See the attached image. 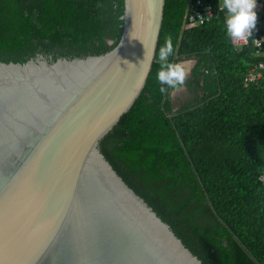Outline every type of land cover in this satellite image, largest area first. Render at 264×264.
I'll return each mask as SVG.
<instances>
[{"label": "trees", "instance_id": "obj_1", "mask_svg": "<svg viewBox=\"0 0 264 264\" xmlns=\"http://www.w3.org/2000/svg\"><path fill=\"white\" fill-rule=\"evenodd\" d=\"M216 7L217 0H211ZM190 0H165L158 45L145 87L100 141L102 154L134 192L203 264H264V57L236 48L224 11L188 25ZM123 0H0V62L99 55L122 32ZM264 32V16L257 22ZM194 63L184 83L191 97L175 109L160 93L158 50Z\"/></svg>", "mask_w": 264, "mask_h": 264}, {"label": "water", "instance_id": "obj_2", "mask_svg": "<svg viewBox=\"0 0 264 264\" xmlns=\"http://www.w3.org/2000/svg\"><path fill=\"white\" fill-rule=\"evenodd\" d=\"M109 51L0 62V264H203L129 187L100 141L145 87L165 0H123ZM30 175L47 219L21 200L6 226L3 198Z\"/></svg>", "mask_w": 264, "mask_h": 264}, {"label": "clouds", "instance_id": "obj_3", "mask_svg": "<svg viewBox=\"0 0 264 264\" xmlns=\"http://www.w3.org/2000/svg\"><path fill=\"white\" fill-rule=\"evenodd\" d=\"M257 0H219V7L224 11L223 24L225 33L234 43L248 40L257 19L255 11ZM173 45L166 39L158 50V64L156 79L160 83L159 91L178 90L183 85L186 75L191 69V59L170 61Z\"/></svg>", "mask_w": 264, "mask_h": 264}, {"label": "built area", "instance_id": "obj_4", "mask_svg": "<svg viewBox=\"0 0 264 264\" xmlns=\"http://www.w3.org/2000/svg\"><path fill=\"white\" fill-rule=\"evenodd\" d=\"M210 2L211 0H190L186 16L188 25H198L209 22L216 16L217 12L223 11L219 7V0H217L216 7ZM255 11L257 13L256 24L254 29L251 30L249 39L235 43L232 41V44L236 48L252 47L255 50V54L264 57V32H259L260 30L257 29V22L264 16V0H257ZM263 69V62L254 64L245 75L243 82L244 86L257 83L263 76ZM258 180L264 186V169L260 173Z\"/></svg>", "mask_w": 264, "mask_h": 264}, {"label": "snow or ice", "instance_id": "obj_5", "mask_svg": "<svg viewBox=\"0 0 264 264\" xmlns=\"http://www.w3.org/2000/svg\"><path fill=\"white\" fill-rule=\"evenodd\" d=\"M38 188L34 179L30 175H25L23 178L11 181L5 188L4 198H3V208H4V220L6 226L10 222V218L13 215L17 204L21 200H31L34 204V211L32 213V221L38 228H47V219L44 208L37 197Z\"/></svg>", "mask_w": 264, "mask_h": 264}, {"label": "crops", "instance_id": "obj_6", "mask_svg": "<svg viewBox=\"0 0 264 264\" xmlns=\"http://www.w3.org/2000/svg\"><path fill=\"white\" fill-rule=\"evenodd\" d=\"M193 63H194V62H193ZM193 63H192V65H191V67L193 66ZM189 72H190V71H189ZM189 72H188V74H189ZM178 92L184 94V95L188 98V100H189L190 97H191L189 91L187 90V88H186L185 86H180L178 90L173 91V92H172V98H173V101H174L175 109H177L175 96H176V94H177Z\"/></svg>", "mask_w": 264, "mask_h": 264}, {"label": "rangeland", "instance_id": "obj_7", "mask_svg": "<svg viewBox=\"0 0 264 264\" xmlns=\"http://www.w3.org/2000/svg\"><path fill=\"white\" fill-rule=\"evenodd\" d=\"M175 100H176L177 108L184 106L185 103L188 102V98L184 94L179 93V92L176 94Z\"/></svg>", "mask_w": 264, "mask_h": 264}]
</instances>
